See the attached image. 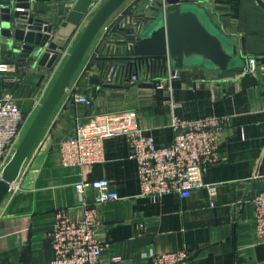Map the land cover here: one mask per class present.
<instances>
[{
	"label": "crops",
	"instance_id": "1",
	"mask_svg": "<svg viewBox=\"0 0 264 264\" xmlns=\"http://www.w3.org/2000/svg\"><path fill=\"white\" fill-rule=\"evenodd\" d=\"M194 1L209 7L216 19L229 18L224 21L228 32L238 27L239 49L244 37L248 50L244 73L223 78L216 71H206L191 84L180 78L164 88H158L157 79L136 84L120 79L110 85L80 87L79 94L92 99L91 106L77 103L65 93L14 183L16 193L0 207L1 261L51 264L50 234L56 211L67 208L74 219L81 218L88 203L97 211L98 236L106 244L100 264H152L143 256L150 250H187L190 264H264V242L256 235L255 221V200L264 191V11L255 0ZM10 2L14 1L0 0V10ZM74 3L34 0L29 12L60 28ZM94 12L89 11L67 40L64 59ZM252 59L257 61L254 72L248 70ZM0 62L12 64V71L0 73V98L11 95L28 118L29 127L63 62L49 69L1 56ZM124 111L134 113L140 128L160 147L174 140V115L183 120L224 118L226 126L218 137L220 161L203 169V181L214 187V199L206 187L195 189L189 198L178 194L142 196L138 165L129 157L125 137L105 141L102 163L63 166L61 143L74 133L77 120ZM97 179H107L120 199L97 203L92 188L82 194L75 190L81 180Z\"/></svg>",
	"mask_w": 264,
	"mask_h": 264
},
{
	"label": "water",
	"instance_id": "2",
	"mask_svg": "<svg viewBox=\"0 0 264 264\" xmlns=\"http://www.w3.org/2000/svg\"><path fill=\"white\" fill-rule=\"evenodd\" d=\"M13 1L2 9L0 18L1 58H14L30 67L49 69L58 61L67 40L72 38L98 0H71L76 3L60 28L29 12L34 0ZM130 1H133L132 10L142 21L137 34L118 29L114 36L106 39L92 64L98 74L81 81V88L90 84L108 85L112 69L118 70L116 81L142 73L164 80L171 73L179 74L188 84L206 71L232 78L246 70L247 44L241 37L242 49H239L238 27L233 26L228 32L224 21L229 18L216 19L209 7L197 1L103 0L86 23L16 152L2 171L0 207L102 27ZM255 1L264 11V0Z\"/></svg>",
	"mask_w": 264,
	"mask_h": 264
},
{
	"label": "built area",
	"instance_id": "3",
	"mask_svg": "<svg viewBox=\"0 0 264 264\" xmlns=\"http://www.w3.org/2000/svg\"><path fill=\"white\" fill-rule=\"evenodd\" d=\"M102 2L103 0L95 2L90 12L96 11ZM132 5L133 1L126 3L102 27L96 38L95 47L87 56L88 59H84L66 91L70 99L86 106L92 105V99L79 94V83L98 74L92 64L106 39L114 36L118 29L135 31L131 34H137L142 21L135 15ZM64 55L63 52L56 65L61 61L64 65L67 59V57L64 59ZM256 67L257 61L250 60L248 70L254 72ZM9 71H12V64L0 62V73ZM116 78H119L118 70L114 72L112 69L108 77V85L117 82ZM178 79H180L179 74L169 73L164 80L157 79L159 80L158 88H164L166 84ZM151 80L156 78L149 73H142L131 76L126 79V82L136 84ZM27 123L28 118L11 95L5 94L0 98V177L24 137L28 129ZM225 126V119L217 116L183 120L174 115L172 119L174 140L170 145L160 147L152 136L147 135L140 128L134 113L127 111L99 113L92 120H77L74 133L67 136L61 143V162L66 168L102 163L106 158L105 141L112 137H125L129 144V157L138 165L142 196L157 198L167 194H178L182 198H189L195 189L206 187L210 197L214 199V187L204 183L203 169L208 164L220 161L217 153L218 137ZM14 183L7 197H13L16 193ZM87 188L96 191L97 203L120 199L119 194L111 190L107 179L81 180L75 184V190L79 194L84 193ZM255 205L256 235L260 241L264 242V191L257 196ZM99 226L97 211L88 203L84 204V213L81 218L74 219L67 208L58 209L55 214L54 229L50 234L51 247L54 251L51 264H100L101 254L106 244L98 236ZM143 256L149 258L152 264H190L191 259V254L187 250L167 253L150 250ZM0 264L20 263L0 260Z\"/></svg>",
	"mask_w": 264,
	"mask_h": 264
}]
</instances>
